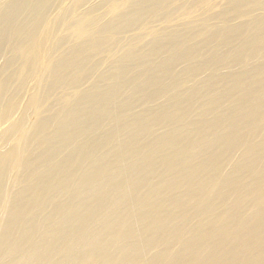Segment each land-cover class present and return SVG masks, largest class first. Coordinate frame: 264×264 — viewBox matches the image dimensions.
<instances>
[{
  "label": "bare ground",
  "instance_id": "6f19581e",
  "mask_svg": "<svg viewBox=\"0 0 264 264\" xmlns=\"http://www.w3.org/2000/svg\"><path fill=\"white\" fill-rule=\"evenodd\" d=\"M165 1L0 0V264H264V0Z\"/></svg>",
  "mask_w": 264,
  "mask_h": 264
},
{
  "label": "rangeland",
  "instance_id": "374dc122",
  "mask_svg": "<svg viewBox=\"0 0 264 264\" xmlns=\"http://www.w3.org/2000/svg\"><path fill=\"white\" fill-rule=\"evenodd\" d=\"M167 1H169V0H166L165 2H167ZM189 1L192 2L193 0H189ZM189 1L188 0H186V1L185 0H174V2H175V3H173L174 5L173 4L166 5V8L162 7L163 9L161 8V10H159L160 8L157 9L155 15H153L152 18L150 17L148 20H145L143 22V25L145 26V28H147L145 31V34L147 37H145L144 40L142 38L140 40V43H138L136 46H132L131 44H129L128 50L125 52V55L135 52L138 48L142 47L147 41H149L157 33L167 31L168 29H170V27L175 22L179 21L180 19H187L188 20L189 18H191L195 21H201V20L208 18L209 16H211L213 14L219 13L221 11V6H223V3L226 0H194L193 3H191V2L188 3ZM222 1H223V3H222ZM165 2L163 3L164 5H165ZM177 4H181V5H177ZM189 5H191V6H189ZM168 6H169V8H168ZM171 6L172 7L174 6V7L171 8ZM179 6H181L182 8ZM166 10H167V12H166ZM160 14H162V15H160ZM152 19L154 20V22ZM149 20H150V22H149ZM146 23H148V24H146ZM158 28H159V30L162 28V30H160V31L156 30ZM114 42H115V33L109 32L108 36H106V39H103L102 41H100V45L110 46ZM128 42H129V40H126L125 44H127ZM133 42H138V41H137V39H135V40H133ZM77 77H79L78 78L79 80L83 81L86 79V74L82 71L77 75ZM90 83L88 81V85H90Z\"/></svg>",
  "mask_w": 264,
  "mask_h": 264
}]
</instances>
